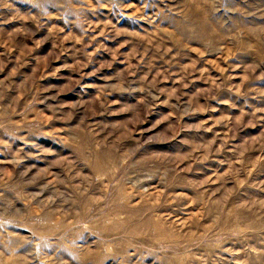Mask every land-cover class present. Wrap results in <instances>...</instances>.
Returning a JSON list of instances; mask_svg holds the SVG:
<instances>
[{"label":"rangeland","instance_id":"374dc122","mask_svg":"<svg viewBox=\"0 0 264 264\" xmlns=\"http://www.w3.org/2000/svg\"><path fill=\"white\" fill-rule=\"evenodd\" d=\"M0 264H264V0H0Z\"/></svg>","mask_w":264,"mask_h":264}]
</instances>
